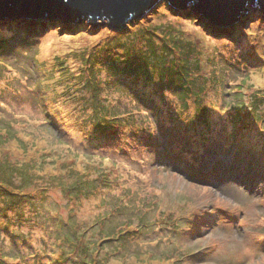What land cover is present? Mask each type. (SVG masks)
<instances>
[{
  "label": "rangeland",
  "instance_id": "obj_1",
  "mask_svg": "<svg viewBox=\"0 0 264 264\" xmlns=\"http://www.w3.org/2000/svg\"><path fill=\"white\" fill-rule=\"evenodd\" d=\"M247 7L227 26L169 0L124 29L0 17V191L22 195L0 192V264H264V8ZM126 48L139 76L110 59ZM100 105L141 124L103 133Z\"/></svg>",
  "mask_w": 264,
  "mask_h": 264
},
{
  "label": "water",
  "instance_id": "obj_2",
  "mask_svg": "<svg viewBox=\"0 0 264 264\" xmlns=\"http://www.w3.org/2000/svg\"><path fill=\"white\" fill-rule=\"evenodd\" d=\"M163 0H0V17H57L68 22H99L124 29ZM175 7L191 5L219 26L238 21L247 5L264 8V0H169Z\"/></svg>",
  "mask_w": 264,
  "mask_h": 264
},
{
  "label": "trees",
  "instance_id": "obj_3",
  "mask_svg": "<svg viewBox=\"0 0 264 264\" xmlns=\"http://www.w3.org/2000/svg\"><path fill=\"white\" fill-rule=\"evenodd\" d=\"M45 21L46 20H44V21L41 20V22H45ZM18 22L21 25V27H20V29L14 27V30H11V31H15L16 32V33H14L12 35L13 38L14 37H17V35H15V34L20 33L22 30H24V31L26 30V29H21V28H23L25 26L27 27V22L28 21H19L18 20ZM31 27H33V26H29L28 29L31 28ZM28 29H27V31L29 32ZM27 37L30 38L29 36H27ZM130 48H131V46H130ZM130 48H126V51H125L126 54H127L126 57L125 56L123 57L122 55L120 56V54L118 53V54H111L110 55V59L111 58H114L115 59V63L117 64V69H118V71L120 73H122V74H129L130 76H133V77L134 76H139V74H138L139 67L141 65L143 67L145 65V63H142L141 64V60L143 58L139 57L141 59H136V57L134 56V55H139L140 56L139 50H136V49L134 50V48H132L134 50L133 51ZM130 51L133 52L134 55H130L129 54ZM156 53L158 54V51ZM110 65H112V64L110 63ZM169 66L170 67L160 68L162 74H164V72H165L166 69L171 68V65H169ZM89 76H91V75L89 74ZM90 78H92V77H90ZM110 78L111 77L108 76L106 78V80L107 81H110ZM205 88H206V86H205ZM249 96H250V100H251L250 101V104L246 105V103H242L244 101V100L242 101V97H241V100H240L242 102L239 104V106L236 103L234 104V105H236V107H235V109H237L236 112H238L239 115H241L243 109L245 110L244 111V114L246 112H248L249 110H251V109H252V111L255 114L254 107L257 104L255 103V101H253L252 96L251 95H249ZM188 97H192L190 91H187L186 99L185 100H187ZM80 98H82V97H80ZM195 101L197 102V109L195 110V113L193 114V118L198 119L199 116L201 117V115L203 114L204 110L202 109L201 100L199 99L198 96L196 97ZM240 101H238V102H240ZM102 106L104 107V105H100V107L98 109L99 112H95L94 113L93 120H92L93 121L92 124H94L96 126L97 130H99L98 129L99 126H102L103 128H107L106 130L105 129H102L101 132H103V133H107L108 131H113V133H115V134H118L117 132H119V131H122V133H123V130H120L122 127H125L124 130H126V128H128V127H137V126H139L141 124L140 123V120L136 119L135 116L132 115L131 113H127V115H124V116L123 115H120L118 113L111 114V112H110L109 115L103 114V113H106L107 112V109L104 110V108ZM248 107L251 108V109H247ZM260 112L261 111L259 109L256 110L257 116H258V114L260 115ZM194 162H198V160L195 159ZM218 163H222V162L220 160L217 161L216 164H215L217 167H218V165H217ZM217 167L216 168H212L211 170H215V169H217ZM9 169L13 173V169L11 167H9ZM200 172L199 173H196V175L198 176L200 174ZM96 182L97 181H94L93 188H97ZM84 184H87V183L84 182ZM0 192H3V196L4 197L6 196V198H8V195L9 196H16L17 197L16 198V201L22 202V199H21V196L22 195H20V193H15L14 190L8 189L6 187L5 188V192L4 191H0ZM127 233H128V231H127Z\"/></svg>",
  "mask_w": 264,
  "mask_h": 264
},
{
  "label": "bare ground",
  "instance_id": "obj_4",
  "mask_svg": "<svg viewBox=\"0 0 264 264\" xmlns=\"http://www.w3.org/2000/svg\"><path fill=\"white\" fill-rule=\"evenodd\" d=\"M22 20V19H21ZM49 48H48V44L47 42L45 41V45H44V50L47 51Z\"/></svg>",
  "mask_w": 264,
  "mask_h": 264
}]
</instances>
